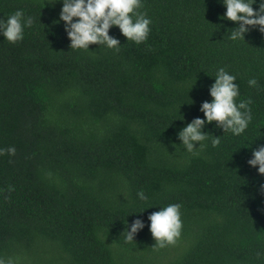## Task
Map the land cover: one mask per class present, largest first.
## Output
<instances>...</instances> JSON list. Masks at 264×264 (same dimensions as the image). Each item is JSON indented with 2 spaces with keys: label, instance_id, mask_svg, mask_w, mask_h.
Returning a JSON list of instances; mask_svg holds the SVG:
<instances>
[{
  "label": "trees",
  "instance_id": "trees-1",
  "mask_svg": "<svg viewBox=\"0 0 264 264\" xmlns=\"http://www.w3.org/2000/svg\"><path fill=\"white\" fill-rule=\"evenodd\" d=\"M142 5L152 21L145 42L114 26L119 51L73 50L56 22L60 3L0 0V18L19 9L34 20L19 42L0 36V259L264 264V175L247 163L264 144V34L230 40L235 23L220 0ZM219 67L237 76V100L251 101L253 118L235 136L206 124L205 147L192 155L175 133L203 117ZM169 203L182 205V231L158 250L147 217ZM137 217L145 227L129 240Z\"/></svg>",
  "mask_w": 264,
  "mask_h": 264
},
{
  "label": "clouds",
  "instance_id": "clouds-1",
  "mask_svg": "<svg viewBox=\"0 0 264 264\" xmlns=\"http://www.w3.org/2000/svg\"><path fill=\"white\" fill-rule=\"evenodd\" d=\"M220 2L226 9L222 18L235 23L227 32L230 40L244 39L245 34L253 28L264 34V0ZM47 3L53 7L57 3L61 4L59 20L56 22H63L64 31L70 41L69 48L73 50H89L91 44H97L119 51L120 40L109 34V29L114 26L119 28L127 41L136 44L145 42L151 31V18L146 12L139 11L143 7L142 0H47ZM33 23L32 16H25L24 12L18 9L6 19L0 18V36L9 43L19 42L24 37L25 28L31 27ZM210 77H214V82L208 86L211 99L204 100L199 109L203 117L192 119L175 133L179 144L192 155H199L197 150L205 147L203 142L208 139L209 134L203 130L206 124L215 121V126L222 129L223 133L231 132L235 136L244 133L253 118L249 107L251 101L237 100L240 89L235 82L236 75L227 71L225 67H219L215 75ZM247 83L250 87H256L257 79L252 77ZM213 137L212 145H218L220 136ZM172 143L177 145L175 141ZM4 151L5 149H0V154ZM6 151L9 155H14L16 149L9 146ZM247 163L255 167L258 174L264 175V144L252 149L251 158ZM260 189L264 190V184L260 185ZM137 197L140 200L148 199L142 190L137 193ZM181 208L180 203H169L159 206L158 210L148 215L147 220L150 222L148 228L155 239L156 247L163 248L173 244L180 237L183 226ZM144 227L143 219L139 217L134 219L127 224V239L133 240L134 235ZM0 264L13 262L0 259Z\"/></svg>",
  "mask_w": 264,
  "mask_h": 264
},
{
  "label": "rangeland",
  "instance_id": "rangeland-1",
  "mask_svg": "<svg viewBox=\"0 0 264 264\" xmlns=\"http://www.w3.org/2000/svg\"><path fill=\"white\" fill-rule=\"evenodd\" d=\"M157 249H158V250H163V248H159V247H157Z\"/></svg>",
  "mask_w": 264,
  "mask_h": 264
}]
</instances>
